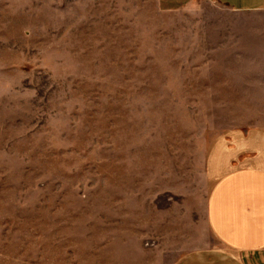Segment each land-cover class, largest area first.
Masks as SVG:
<instances>
[{"label": "rangeland", "instance_id": "obj_1", "mask_svg": "<svg viewBox=\"0 0 264 264\" xmlns=\"http://www.w3.org/2000/svg\"><path fill=\"white\" fill-rule=\"evenodd\" d=\"M226 16L214 0H0V264L188 250L210 143L264 128Z\"/></svg>", "mask_w": 264, "mask_h": 264}, {"label": "crops", "instance_id": "obj_2", "mask_svg": "<svg viewBox=\"0 0 264 264\" xmlns=\"http://www.w3.org/2000/svg\"><path fill=\"white\" fill-rule=\"evenodd\" d=\"M193 0H158L163 9ZM225 56L245 64L249 82L264 92V0H214ZM244 60V61H243ZM206 195L202 229L174 264H264V128L230 129L209 145L204 160ZM199 223V222H198ZM197 223V224H198Z\"/></svg>", "mask_w": 264, "mask_h": 264}]
</instances>
